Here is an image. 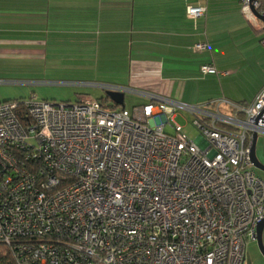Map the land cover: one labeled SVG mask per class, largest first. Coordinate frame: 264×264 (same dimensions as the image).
Returning <instances> with one entry per match:
<instances>
[{
    "label": "built area",
    "instance_id": "1",
    "mask_svg": "<svg viewBox=\"0 0 264 264\" xmlns=\"http://www.w3.org/2000/svg\"><path fill=\"white\" fill-rule=\"evenodd\" d=\"M241 2L247 18L260 20L251 0ZM205 12L187 6L192 18ZM201 71L218 73L211 64ZM15 82L0 77V85ZM65 82L146 101L132 109L109 97L112 105L0 101V241L17 264H245L264 220V178L251 157L254 133L264 135V87L245 104H191L120 84ZM178 113L192 118L197 140Z\"/></svg>",
    "mask_w": 264,
    "mask_h": 264
},
{
    "label": "crops",
    "instance_id": "2",
    "mask_svg": "<svg viewBox=\"0 0 264 264\" xmlns=\"http://www.w3.org/2000/svg\"><path fill=\"white\" fill-rule=\"evenodd\" d=\"M191 4L205 14L190 17ZM263 39L241 0H0V77L23 83L88 79L191 104L250 102L264 87ZM199 42L207 49L195 51Z\"/></svg>",
    "mask_w": 264,
    "mask_h": 264
},
{
    "label": "rangeland",
    "instance_id": "3",
    "mask_svg": "<svg viewBox=\"0 0 264 264\" xmlns=\"http://www.w3.org/2000/svg\"><path fill=\"white\" fill-rule=\"evenodd\" d=\"M49 79L28 82H15L0 85V101L11 99H29L34 96L37 100H48L55 102H77L85 101L87 99H100L107 97V91L93 88L81 83L65 82L64 80L57 79L51 81ZM47 81V82H46ZM71 81V80H68ZM73 82H99L88 79H73ZM146 100L129 93H125V106L132 109L134 105L144 103ZM112 105V102H106ZM191 117L187 114L178 113L175 121L183 126L184 132L192 140H197L200 137V132L196 129L191 122ZM170 130V129H169ZM256 154L259 160L264 164V135L258 136ZM256 172L264 178V172L256 169ZM245 264H264V256L260 251L259 244L256 241H249L246 248Z\"/></svg>",
    "mask_w": 264,
    "mask_h": 264
},
{
    "label": "water",
    "instance_id": "4",
    "mask_svg": "<svg viewBox=\"0 0 264 264\" xmlns=\"http://www.w3.org/2000/svg\"><path fill=\"white\" fill-rule=\"evenodd\" d=\"M255 1L260 2L261 10L256 9L254 7ZM250 7H251L253 14L258 19H260L262 22H264V0H251ZM107 97H109L117 105H120V106L125 105V96L123 93L108 91ZM257 141H258V134L254 133L252 146H251V157H252V161H253L255 168L264 172V164L259 160V158L257 157V154H256ZM257 234H258L257 242L259 244L260 251H261L262 255L264 256V220L259 224L258 229H257Z\"/></svg>",
    "mask_w": 264,
    "mask_h": 264
},
{
    "label": "trees",
    "instance_id": "5",
    "mask_svg": "<svg viewBox=\"0 0 264 264\" xmlns=\"http://www.w3.org/2000/svg\"><path fill=\"white\" fill-rule=\"evenodd\" d=\"M14 100V99H11ZM107 98H102V102H106ZM239 103H247V102H239ZM0 264H17L13 251L9 245L0 241Z\"/></svg>",
    "mask_w": 264,
    "mask_h": 264
}]
</instances>
